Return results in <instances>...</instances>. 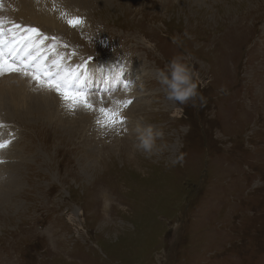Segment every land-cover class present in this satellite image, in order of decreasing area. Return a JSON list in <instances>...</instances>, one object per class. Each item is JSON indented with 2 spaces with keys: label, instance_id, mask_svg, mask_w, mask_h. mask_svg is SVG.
I'll use <instances>...</instances> for the list:
<instances>
[{
  "label": "rangeland",
  "instance_id": "obj_1",
  "mask_svg": "<svg viewBox=\"0 0 264 264\" xmlns=\"http://www.w3.org/2000/svg\"><path fill=\"white\" fill-rule=\"evenodd\" d=\"M68 1L48 6L64 20L40 25L48 48L72 56L69 69L113 61L101 76L119 82L79 75L81 88L113 107L127 82L132 103L115 127L61 98L38 112L6 103L0 264H264V0ZM177 56L206 105L167 99L156 70ZM148 125L163 132L151 154L136 147Z\"/></svg>",
  "mask_w": 264,
  "mask_h": 264
},
{
  "label": "snow or ice",
  "instance_id": "obj_2",
  "mask_svg": "<svg viewBox=\"0 0 264 264\" xmlns=\"http://www.w3.org/2000/svg\"><path fill=\"white\" fill-rule=\"evenodd\" d=\"M12 27L5 29V19L0 17V75L9 73H19L35 81L41 88L54 91L66 104L70 110L83 108L87 111L98 113L96 120L101 127H115L118 123L123 122L121 109L127 108L132 103L131 100L116 101L119 108L95 107L89 100L88 94L81 88L83 83L79 78V73L71 69L64 70L60 68V61H55L54 66L57 68L53 72L39 58L29 55L27 59H21L19 63L15 60H9V56H14L22 48L30 50L36 47L35 38L41 37L39 43L43 44L48 39L38 28L23 26L14 21H7ZM70 27H77L83 23L79 17H73L66 20ZM6 32L12 34L11 39L6 38ZM19 33V34H18ZM54 39V38H53ZM125 88L128 83L125 82ZM11 143L10 140L0 141V150L5 149ZM4 161L0 160V163Z\"/></svg>",
  "mask_w": 264,
  "mask_h": 264
},
{
  "label": "bare ground",
  "instance_id": "obj_3",
  "mask_svg": "<svg viewBox=\"0 0 264 264\" xmlns=\"http://www.w3.org/2000/svg\"><path fill=\"white\" fill-rule=\"evenodd\" d=\"M16 1V0H15ZM45 1V0H44ZM74 1V0H73ZM78 1V0H77ZM76 1V2H77ZM81 1V0H80ZM105 1H109V2H111V0H105ZM69 1L68 0H47V2H43V1H33V0H19V2H17V4H13L12 6H11V8H9L10 9V11H8V12H6V6L9 4V3H11V1H6V4L4 5L3 4V6H2V9H3V12L5 11V16H7V17H5V16H3L4 14H3V12L0 14V16H3L4 18H7L8 20H14L15 21V23H18V22H20V23H22L24 20H25V18L29 15V13H33L31 16H32V21L31 22H26V20H25V24H26V26H30V27H32L31 25L33 24V26L35 25L36 27L35 28H38L40 31H42V29H41V27H40V25H42V26H44V27H46L47 26V28H49V27H52V28H54L55 27V29H59V28H61V27H59V28H56V26L57 25H59V24H61L64 20L62 19V16H60V17H58V16H56V15H54V10L53 9H50L48 6H53L52 4H55L56 5V7H58V6H67L66 5V3H68ZM27 4V5H29V7L26 9L25 8V4ZM69 4V3H68ZM71 4V3H70ZM78 4V3H77ZM10 5V4H9ZM54 5V6H55ZM69 6V5H68ZM59 8V7H58ZM16 9H19L20 11H24V12H26V15H25V13H18V12H16L15 10ZM65 9H68V7L67 8H65ZM61 10V9H60ZM64 10V9H63ZM60 15H62V14H60ZM70 16V15H69ZM67 17V16H66ZM60 19L62 20V21H60ZM22 21V22H21ZM7 22V21H6ZM39 24V25H38ZM12 26V25H11ZM24 26V25H23ZM60 26V25H59ZM51 28V29H52ZM54 29V30H55ZM44 30V29H43ZM46 30H49V29H46ZM46 30H44V33H48V32H45ZM53 30V29H52ZM60 30V29H59ZM59 30H58V32H59ZM62 34V33H61ZM11 36H12V34H10ZM9 35V36H10ZM46 35V34H45ZM40 39H41V37H37V38H35V44L37 45L36 47H32L31 49H30V55L31 56H39V54H43L42 56H44V57H40L39 59H40V62L41 63H43L44 65H46V64H49V66L48 67H50V69H53V70H55L56 69V67L54 66V62L52 61V58H54V57H56L57 59L55 60V61H60V62H62L61 64H62V66L64 65V67H63V69L64 70H68L69 68H68V65L66 64L67 62L64 60V59H62V57H61V51L54 45V48H52L53 46V44L54 43H50V48H48V46H49V44H48V42L50 41L49 39V41L47 42L46 40L44 41V43L43 44H40L39 43V41H40ZM52 42V41H51ZM44 49H49V51L48 52H44ZM24 51V50H23ZM48 62V63H47ZM71 62H74V61H71ZM75 63V62H74ZM70 64V63H69ZM115 65V63L112 61V62H110L109 64H106V63H102V64H99V65H97L96 67H84V66H82L81 67V69H82V72H81V75H83V76H85V75H87V77H88V75L90 76V78L91 79H93V75H99V74H102V73H104L105 71H110L112 68H113V66ZM61 66V67H62ZM70 66H71V64H70ZM62 69V68H61ZM52 70V71H53ZM133 72H135V70H132V72L131 73H133ZM108 78H112L115 82H119L120 81V79H119V76H108ZM82 79V78H81ZM86 79V78H85ZM31 81H32V79H31ZM31 81H30V79L28 78V77H24L23 75L22 76H20V74H18V73H16V74H14L13 76H11V77H5V78H3V79H1V81H0V118H3V115H2V111L4 112V110L5 111H8L9 110V108H7L8 106H7V104L6 103H8V101H14L16 104H20V103H22V102H25V101H27V102H29V103H32L33 105L31 106V107H27L26 109H34V110H36L37 112H38V107H40V105H42L43 104V101L45 102V103H48V105L51 103V102H53L54 104L56 103L57 105H58V100L60 101V97L54 92V91H49V90H47V89H44V88H41L40 87V89H39V85H38V87H36L35 85H34V83H31ZM35 82V81H34ZM115 88V87H114ZM115 94V93H114ZM126 94H128V90H126V91H123V92H121L119 95H121V97H119V98H122V101H123V99H126L125 97H127V95ZM134 94V93H133ZM136 94V93H135ZM132 96V95H131ZM110 97V96H109ZM129 97V96H128ZM119 98H117V99H112L111 100V102H110V100H108L109 102H110V104H113L114 106L112 107L111 105H109V104H107V106L106 107H111V108H117L118 106H116V101H118V99ZM129 98H131V97H129ZM110 99V98H109ZM128 99V98H127ZM94 101H96V100H94ZM120 101V100H119ZM107 102V101H106ZM105 102V103H106ZM11 103H13V102H11ZM95 103V102H94ZM98 103V102H97ZM38 104H39V106H38ZM55 104V105H56ZM63 104V103H62ZM99 104V103H98ZM26 105H27V103H26ZM25 105V106H26ZM44 105V104H43ZM94 105V104H93ZM99 105H101V104H99ZM98 105V106H99ZM59 106V105H58ZM97 106V107H98ZM44 107H46V106H44ZM96 107V106H95ZM100 107V106H99ZM12 108V107H11ZM49 108H50V106H49ZM51 108H53V107H51ZM56 108V107H55ZM23 110L24 108H21V109H18V108H15L14 109V111H16L17 112V110ZM44 111H46V110H44ZM43 111V112H44ZM43 112H41V113H43ZM45 113V112H44ZM53 113V112H52ZM78 113H80V112H78ZM16 114V113H15ZM33 114V113H32ZM76 114V113H75ZM74 114V115H75ZM96 114H98V113H96ZM79 115V114H78ZM81 115V114H80ZM79 115V116H80ZM94 115V114H93ZM88 116V115H87ZM98 116V115H97ZM130 116V115H129ZM91 117V116H90ZM131 117V116H130ZM77 118V117H76ZM98 118V117H97ZM5 121H6V119H4ZM1 121V120H0ZM5 121L3 122V123H5ZM130 122V121H129ZM1 123V122H0ZM3 125V124H2ZM2 129V128H1ZM1 164V163H0ZM3 164V163H2ZM3 168L4 167H7L8 165H5L4 164V166L3 165H1ZM7 168H10V166L9 167H7ZM14 166L13 167H11L8 171L6 170L5 171V173L6 172H10L11 173V175H13V174H15L14 173ZM3 173V172H2ZM5 173H4V175H5ZM1 175V174H0ZM3 182H4V179L2 178V177H0V187L1 188H4V186H6L7 188H9L8 187V183H6V184H3ZM2 185V186H1ZM4 185V186H3ZM16 185V184H15ZM14 185V186H15ZM9 192L7 191V192H3L2 193V196H3V199L5 198V197H7L8 195H11L10 193L8 194ZM1 196V197H2ZM0 197V198H1ZM2 199V200H3ZM1 200V199H0ZM1 202V201H0Z\"/></svg>",
  "mask_w": 264,
  "mask_h": 264
},
{
  "label": "clouds",
  "instance_id": "obj_4",
  "mask_svg": "<svg viewBox=\"0 0 264 264\" xmlns=\"http://www.w3.org/2000/svg\"><path fill=\"white\" fill-rule=\"evenodd\" d=\"M158 82L165 89L166 97L170 101L179 104H187L191 101L192 107L204 106L206 98L198 91V81L188 63L183 57L177 56L169 61L164 68L156 70ZM225 89L222 87L221 91ZM138 143L136 147L144 153L151 154L158 138L163 137V132L152 125L138 127Z\"/></svg>",
  "mask_w": 264,
  "mask_h": 264
},
{
  "label": "water",
  "instance_id": "obj_5",
  "mask_svg": "<svg viewBox=\"0 0 264 264\" xmlns=\"http://www.w3.org/2000/svg\"><path fill=\"white\" fill-rule=\"evenodd\" d=\"M11 148V146H8L7 148H5L6 150H8V149H10ZM3 150V149H2Z\"/></svg>",
  "mask_w": 264,
  "mask_h": 264
}]
</instances>
